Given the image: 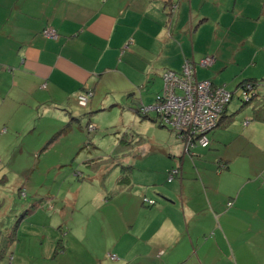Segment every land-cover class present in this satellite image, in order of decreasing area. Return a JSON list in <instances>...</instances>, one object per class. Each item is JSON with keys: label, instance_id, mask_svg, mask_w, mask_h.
<instances>
[{"label": "crops", "instance_id": "obj_1", "mask_svg": "<svg viewBox=\"0 0 264 264\" xmlns=\"http://www.w3.org/2000/svg\"><path fill=\"white\" fill-rule=\"evenodd\" d=\"M46 26L56 37L42 35ZM207 55L214 63L201 66ZM186 60L198 80L231 92L264 81V0H0V138L33 134V113H77L79 95L91 93L86 106L94 109L125 94L137 106L152 104L162 72H179ZM259 101L264 84L247 106L229 112V103L207 148L188 152L175 135L166 163L156 173L146 168L142 183L130 172L119 184L121 165L102 212L103 221H123L112 232L120 259L110 264H264V119L253 118ZM3 208L0 201V264L107 262L97 257L103 250L82 242L86 228L71 253L70 237L56 238L34 219L38 207L17 208L12 220ZM58 223L70 236L69 224Z\"/></svg>", "mask_w": 264, "mask_h": 264}, {"label": "rangeland", "instance_id": "obj_2", "mask_svg": "<svg viewBox=\"0 0 264 264\" xmlns=\"http://www.w3.org/2000/svg\"><path fill=\"white\" fill-rule=\"evenodd\" d=\"M163 85L162 79V88ZM239 93L228 105L229 112L248 105L241 103ZM120 96L113 103L103 102L98 109L77 102L78 112L71 115L58 108L52 117H37L33 113V134L0 138V201L7 220L13 219L17 208L38 207L34 219L49 224L47 231L52 236H64V240L70 237L71 253L74 242L86 228L88 235L82 242L98 248L97 254L103 250L104 254L97 257L105 258L104 264L120 259L111 250L115 239L112 232L116 233L123 221L119 219L117 225L110 217L103 221L102 212L107 207L105 197L117 184L121 165L129 167L133 179L142 183L148 177L146 168L159 172L157 166L166 163L169 155L165 151L176 140L172 129L154 121L153 112L144 117L135 111L138 106L132 95ZM89 124L94 128L89 129ZM31 140L35 143L27 144ZM58 221L69 224L70 236L63 235ZM108 252L118 259L107 257ZM115 255L110 256L116 259Z\"/></svg>", "mask_w": 264, "mask_h": 264}, {"label": "built area", "instance_id": "obj_3", "mask_svg": "<svg viewBox=\"0 0 264 264\" xmlns=\"http://www.w3.org/2000/svg\"><path fill=\"white\" fill-rule=\"evenodd\" d=\"M45 37H56V31L50 26L42 29ZM214 56L207 55L200 59L201 66H211ZM163 88L152 104L140 105V111L158 114L159 120L176 132L179 139L192 146V138L205 146L208 143L207 133L216 126L226 104L231 99V91L223 86H214L208 80H198L195 75V63L186 60L179 72L166 69L162 72ZM248 89L249 84H248ZM91 93L79 95L78 102L86 105ZM244 99H248L247 95ZM94 125L89 124V129ZM172 170L169 179L176 175ZM146 200V199H145ZM149 203L153 201L148 199ZM230 205V202L227 203ZM113 257V256H112Z\"/></svg>", "mask_w": 264, "mask_h": 264}, {"label": "trees", "instance_id": "obj_4", "mask_svg": "<svg viewBox=\"0 0 264 264\" xmlns=\"http://www.w3.org/2000/svg\"><path fill=\"white\" fill-rule=\"evenodd\" d=\"M191 61V60H190ZM204 67H209V66H204ZM211 82V81H210ZM212 83V82H211ZM213 84V83H212ZM248 84H249V89H248ZM261 84H264V81H262V80H259V81H244V82H242V83H240L239 84V90H237V92L239 91L240 93L239 94H237V97L241 100V103L242 104H249L250 102H251V100L257 95V90H258V87L261 85ZM214 86H218V85H216V84H213ZM224 88H225V86H223ZM230 91V90H229ZM237 92H231V99H230V101L232 100V97L234 96V95H236V93ZM247 95V97H248V99H244V96H246ZM230 101L226 104V106H225V108H224V110H226V107H227V105L230 103ZM141 105V104H140ZM140 105H138V113H140V114H142L144 117H146V116H148V114L150 113V112H153V111H150L149 113H143V112H141L140 111ZM257 105V106H256ZM255 106L257 107V108H254V110H253V113H254V115H253V118H258V119H264V102H262V101H259L257 104H256ZM224 110H223V112H222V114H221V116H220V118H219V120H218V122H217V124H216V126H214L208 133H207V138H208V143H207V145H205V146H202V145H200L197 141V137L198 136H195V137H193L192 138V142H193V144H192V146H190V145H186V143L184 142V146H185V149L189 152L190 150H191V148H194V147H202V148H207L208 146H209V144H210V138H209V133L210 132H212L217 126H219L220 124H221V122H222V119H223V113H224ZM153 114L155 115V118H154V121H158V124L160 125V126H164V127H167V128H169V129H171L169 126H166L165 124H163L160 120H159V116H158V114H156L155 112H153ZM248 123V120H246V121H243V124L245 125V124H247ZM173 130V129H172ZM174 131V130H173ZM175 132V131H174ZM175 134H176V132H175ZM177 136V135H176ZM182 140V139H181ZM172 170H176L177 172L176 173H178V169L177 168H173ZM171 170V171H172ZM130 172H131V169H129V167H122V174H121V177H120V179H119V184H127L128 182H129V178H130ZM118 190L116 189V190H114V193L115 192H117ZM144 199H146V198H144ZM145 201V200H144ZM146 202V201H145ZM148 203V202H147ZM18 221H19V217H16L15 219H14V221H12V228L14 229L15 228V226L17 225V223H18ZM108 257H110L111 259H113L114 257H111L110 255H108Z\"/></svg>", "mask_w": 264, "mask_h": 264}]
</instances>
